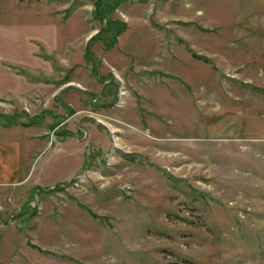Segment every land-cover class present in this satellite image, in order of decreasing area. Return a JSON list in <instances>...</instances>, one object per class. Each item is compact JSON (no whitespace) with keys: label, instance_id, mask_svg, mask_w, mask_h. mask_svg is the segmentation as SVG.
<instances>
[{"label":"rangeland","instance_id":"obj_1","mask_svg":"<svg viewBox=\"0 0 264 264\" xmlns=\"http://www.w3.org/2000/svg\"><path fill=\"white\" fill-rule=\"evenodd\" d=\"M14 141L0 264H264V0H0Z\"/></svg>","mask_w":264,"mask_h":264},{"label":"crops","instance_id":"obj_2","mask_svg":"<svg viewBox=\"0 0 264 264\" xmlns=\"http://www.w3.org/2000/svg\"><path fill=\"white\" fill-rule=\"evenodd\" d=\"M21 176V146L19 142L0 143V182L19 180Z\"/></svg>","mask_w":264,"mask_h":264},{"label":"trees","instance_id":"obj_3","mask_svg":"<svg viewBox=\"0 0 264 264\" xmlns=\"http://www.w3.org/2000/svg\"><path fill=\"white\" fill-rule=\"evenodd\" d=\"M118 29H119L118 31H122L124 29V27H118ZM110 44H112V43H110ZM110 44L108 46H111Z\"/></svg>","mask_w":264,"mask_h":264}]
</instances>
